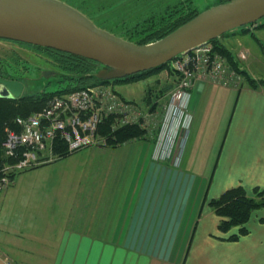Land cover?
I'll list each match as a JSON object with an SVG mask.
<instances>
[{"label": "crops", "instance_id": "0c3cea01", "mask_svg": "<svg viewBox=\"0 0 264 264\" xmlns=\"http://www.w3.org/2000/svg\"><path fill=\"white\" fill-rule=\"evenodd\" d=\"M229 34L233 45L228 46L238 62L237 50H246L248 58L241 65L252 77L264 80V28L250 26L245 30H232ZM190 106L194 112L195 128L181 168H175L170 162L154 165L152 143L148 141L117 148H86V154L92 157L98 154L104 161L106 174H112L109 168L115 166L113 174L120 172L121 179L116 184L118 189L114 187L117 197L108 212L106 198L114 190L110 187L112 183L107 185L106 193L100 198L97 220H92L87 213L82 224L76 227L111 230L109 238L100 232L95 240L82 234L77 239L69 238L67 248L75 247L70 251L72 261L77 255V261H99L101 255L103 257L101 249L99 257L98 253L90 255L92 242L97 241L96 246H102L103 250L108 245L120 247L115 255L118 264H177L182 262L183 256V264H264V207L253 212L247 223L248 234L238 240H229L226 237L237 233L239 228L234 226L230 233L221 232L220 217L214 208L207 202L203 206L205 196L216 198L232 187L242 185L249 195H254L256 187L264 188V84L253 87L244 82L238 88L199 80L191 91ZM86 165L84 162L82 169H73L70 175V195L77 201L73 212L77 208L79 211L80 204L88 197L86 190L89 189L90 174L86 173L88 163ZM8 192L2 197L5 198ZM76 218L73 222H79ZM20 229L10 230L0 221V244L13 264H32V261L39 260L37 253L41 255L43 249L34 250L37 252L34 254L25 245L19 247L11 238L26 233ZM32 230L29 227L28 233ZM123 246L137 252L127 257ZM150 247H160L159 253L149 252ZM181 248V255H175ZM24 250L26 254H33L22 256L21 251ZM57 252L58 247L54 254ZM42 260L45 261L44 258ZM44 261L40 264H45ZM0 264H5V261L0 259Z\"/></svg>", "mask_w": 264, "mask_h": 264}, {"label": "rangeland", "instance_id": "374dc122", "mask_svg": "<svg viewBox=\"0 0 264 264\" xmlns=\"http://www.w3.org/2000/svg\"><path fill=\"white\" fill-rule=\"evenodd\" d=\"M65 1L81 9L100 27L108 29L134 42L139 38V32H136V26L140 27L141 24L139 23L145 21L146 18L156 15L157 19L161 18L160 20L169 19V17H175L177 14L185 10L187 11L188 9L198 8L204 10L211 5H216L221 2V0ZM170 13L172 16H170ZM260 20H264V17ZM230 31L220 37V41L227 46L231 44L233 45V39L230 38L231 34H229L231 33ZM234 41L237 45V40L235 39ZM230 49L232 48L230 47ZM236 49L237 48H235V50ZM241 50L244 52L246 51L239 48L237 52ZM238 59L240 60V66L244 69L241 63H244L243 61L246 59L242 60L239 56ZM0 69L23 81L26 84L24 89V94L26 95L37 94L43 90L54 91L59 89L60 82L57 80V77H51V81H48L49 79L41 78L40 75L43 70H55L60 73L62 65L52 54V51L37 45L0 39ZM242 76L245 78L244 75ZM177 80L178 75L176 73H169L163 70L140 80L117 83L116 88L120 90L121 101L125 103L126 110L124 112L128 117H131L134 114L132 109H136L139 116V122L137 124L145 130V133L138 138H131L116 146L110 145L109 147L117 148L135 142L148 141L152 143L151 159L154 162V165H161L170 162L175 168H181L184 153L195 128L194 119L188 128H184V126L181 127L178 136L168 149L169 157H167L166 160L158 159L154 156V152L158 150V147L160 148L159 137L165 113V104L169 98V91L175 86ZM169 83H172V87L163 90ZM217 107L218 104L216 105V108ZM190 112L194 115L191 106ZM86 148L89 147L82 148L78 151L76 150L64 158L54 155L51 160L37 165L34 168L19 170L16 177L11 180L10 185L0 192V221L10 230L13 228H16L17 230L22 228L20 230H25L26 232L16 235V238L11 239L17 242L19 244L18 246L21 248L25 245V247L32 250L34 254L37 253L34 250H40V247L43 249L41 255L37 253L39 255V260L32 261V264H40L44 261L42 258L45 259V264H118V259H115V255L119 253L118 249L120 247H116L115 244L108 245L103 250L102 246H96L97 241L94 242V244L92 242L90 255L92 256L95 253H98L99 257L103 251V257L101 255L99 261L93 260L87 262L83 260L77 261L78 255L75 257V260L72 261L70 251L72 248L74 251L75 247L68 246L67 248L66 246L69 238L77 239L80 237L79 234L85 235V237L88 238L90 237L91 240H95L99 232L106 238H109L111 233V230H108L107 232L106 230L99 231L93 227H88L85 230L80 228L76 229L77 226L82 224V220H85L87 213H90L92 220H97V214L101 208L100 203L102 201L100 198L106 193L107 185L112 183L110 187L118 189L116 184L119 183V180L121 179L120 172L113 174L115 166L114 168H112V166L109 168L110 171L113 172L112 174H106L104 170V161L100 159L98 154H93V157L86 154ZM88 158L90 161H88ZM85 159L86 161H84ZM59 161L64 162L54 166L50 165L51 163ZM84 162L85 167L88 163V170L86 173L90 174L88 182L89 189L86 190L88 197L85 199L84 203L80 204L79 211L77 208V210L73 212L77 205V201L70 195L72 189V184L69 182L70 175L73 174V169H82ZM60 165L63 166L58 169L57 166ZM42 166L45 167L41 170L34 171ZM74 182L75 180L72 181V183ZM115 188L113 191H110V195L106 198V202H108L106 213L113 206L117 197V191H115ZM6 192H8V194L3 198L2 195ZM210 200L211 198L205 196L203 206L205 202L210 206ZM74 217H77L76 219L79 218V222H73ZM68 223L73 225L75 229H70ZM66 225H68V228ZM29 227L34 229L31 233H28ZM230 232L231 230L227 233ZM81 238H83V236ZM46 239H48V242ZM43 242L44 244L49 243L52 245H43ZM188 246L186 247L187 250L189 248ZM0 247L3 251V256L0 259H3L5 264H13L12 258L4 253L1 244ZM57 247L58 252L54 254ZM123 248V251L127 253V257L128 254L131 253L134 255L133 252H137V250H134V248L131 247L123 246ZM80 250L81 246H79V257L81 255ZM114 250L117 251L114 252ZM182 250L183 248L176 251L175 255L178 253V255H181ZM159 251L160 247H150L149 249V252H156V255ZM26 253L25 250L21 251L22 256L33 254L32 252L29 254ZM104 253L106 257L104 256ZM151 257L154 256L152 255ZM183 258L184 256L182 257V262L180 263V261H178L177 264H183ZM147 264L149 263L147 262ZM152 264L157 263L153 262Z\"/></svg>", "mask_w": 264, "mask_h": 264}, {"label": "water", "instance_id": "95a60500", "mask_svg": "<svg viewBox=\"0 0 264 264\" xmlns=\"http://www.w3.org/2000/svg\"><path fill=\"white\" fill-rule=\"evenodd\" d=\"M263 17L264 0H227L200 10L157 40L137 43L100 27L65 0H0V38L92 60L94 70L81 77L107 81L161 66ZM59 75L43 70L40 77L50 80ZM25 86L19 79L0 76V97H19Z\"/></svg>", "mask_w": 264, "mask_h": 264}, {"label": "built area", "instance_id": "2783aa9c", "mask_svg": "<svg viewBox=\"0 0 264 264\" xmlns=\"http://www.w3.org/2000/svg\"><path fill=\"white\" fill-rule=\"evenodd\" d=\"M245 52L237 53L240 59L247 58ZM171 67L178 80L169 91L159 137L160 148L154 152V156L164 160L169 157L168 149L181 127L188 128L194 119L190 112V99L195 83L204 80L239 88L244 80L237 68L211 43L179 55L171 61ZM121 100L120 93L111 85L97 83L56 95L42 111L28 117H17L20 129H9L4 145L9 155H14L20 146L25 149L19 161L6 166L5 174L0 176V192L10 185L11 171L31 169L51 160L56 155L53 141L57 138L67 143L69 151H76L104 144L98 134V126L110 114L118 116L117 125L137 124L139 116L136 109H132L134 114L128 117L124 112L125 103ZM2 254L0 247V258Z\"/></svg>", "mask_w": 264, "mask_h": 264}, {"label": "trees", "instance_id": "16d2710c", "mask_svg": "<svg viewBox=\"0 0 264 264\" xmlns=\"http://www.w3.org/2000/svg\"><path fill=\"white\" fill-rule=\"evenodd\" d=\"M225 1L227 0H221V2ZM199 12L200 9L192 8L177 14L175 17H169V19L160 20L161 18L157 19L156 15L146 18L145 21L139 23L141 24L140 27L136 26V32H139V38L136 42L148 43L157 40L173 31L189 19L193 18ZM170 16H172L171 13ZM250 26L263 29L264 22H262V20H258L241 27V29L245 30V27ZM237 29H240V27ZM220 37L213 39L210 43L216 50L227 57L228 61L233 67L237 68V70L245 76L244 81L253 87H258L259 84H264L263 79L258 80L252 77L248 71L240 66L234 51L230 49L229 46L222 43L220 41ZM42 48L52 51V54L62 65L60 75L57 77V80L60 82L58 87L59 89L54 91L43 90L37 94L31 95H26L23 93L19 97H0V176L5 174L6 166L11 164L13 165L16 161H19L18 158L21 157L22 152L25 149V147L20 146L14 155H9L6 152L4 145L8 130L20 129V126H18L16 123L17 117H28L35 112L42 111L48 105L52 97L56 95H63L89 85L105 83L116 89L117 83L140 80L163 70L169 73H176L171 67V62H168L149 70L128 75L124 78L100 81L90 76L81 77L82 74H87L94 70L95 64L92 60L52 48ZM8 77L17 79L10 73H8ZM170 87H172V83L167 84L163 90L169 89ZM116 90L120 92V90ZM116 118V115L110 114L104 117L102 122L99 124L98 134L102 135L101 137H103L104 141V144L101 146H116L131 138H138L145 133V130L139 124H127L122 126L117 125ZM53 152L56 154V156H61V158H64L75 151H69L67 143L57 138L53 141ZM15 158L17 160H15ZM18 173L19 172L17 170L11 171L9 173L11 180H13ZM209 204L214 208L216 214L220 217V231L227 233L234 226H237L239 228L238 232L230 234L226 238L229 240H238L241 236L250 232L247 227V223L252 217L253 212L264 207V188L261 189L256 187L254 189V195H249L245 187L242 185L232 187L223 192L219 197L212 198Z\"/></svg>", "mask_w": 264, "mask_h": 264}, {"label": "flooded vegetation", "instance_id": "af4514ba", "mask_svg": "<svg viewBox=\"0 0 264 264\" xmlns=\"http://www.w3.org/2000/svg\"><path fill=\"white\" fill-rule=\"evenodd\" d=\"M0 76L10 78V77H8V74L5 71H3L2 69H0Z\"/></svg>", "mask_w": 264, "mask_h": 264}, {"label": "bare ground", "instance_id": "6f19581e", "mask_svg": "<svg viewBox=\"0 0 264 264\" xmlns=\"http://www.w3.org/2000/svg\"><path fill=\"white\" fill-rule=\"evenodd\" d=\"M18 156H19V154H18ZM13 159H14V158H13ZM18 159H19V158H18ZM15 160H17V159L15 158ZM16 162H17V161H16ZM16 162H15V163H16ZM13 163H14V162H13ZM10 164H11V163H10ZM11 165H12V164H11Z\"/></svg>", "mask_w": 264, "mask_h": 264}]
</instances>
